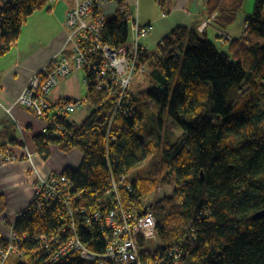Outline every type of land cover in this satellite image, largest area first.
<instances>
[{
    "label": "trees",
    "instance_id": "obj_1",
    "mask_svg": "<svg viewBox=\"0 0 264 264\" xmlns=\"http://www.w3.org/2000/svg\"><path fill=\"white\" fill-rule=\"evenodd\" d=\"M242 2L206 0L207 16L217 14L214 24L226 32ZM45 6L46 0H14L0 10V56L17 41L28 17ZM244 25L241 39L229 43L227 52H221L204 32L198 33L196 25L172 29L145 56L144 77L155 87L131 92L132 116L116 112L112 117V99L91 85L84 100L94 110L80 124L54 112L48 115L54 123L34 137L36 152L44 160L51 147L63 153L82 152L79 168L62 174L81 193L79 203L92 209L75 216L78 236L91 250L102 252L105 247L92 212L102 209L98 202L104 199L109 181L119 182L124 176L131 188H119L126 208L141 206L142 198L159 185H174L171 195L151 206L157 253L177 247L178 264H264V217L255 218L264 209V0H255ZM128 35L129 20L117 10L106 20L102 42L118 48L126 45ZM245 82L248 90L236 97ZM145 101L153 103L151 110ZM141 104L144 111L159 115L156 140L140 139ZM163 114L173 126L165 124ZM6 153L1 145L0 155ZM150 158L153 170L129 176ZM5 211L6 200L0 194V220ZM66 223L61 206H51L42 215L28 206L12 226L25 258L10 264H89L73 252L48 263L46 252L38 248ZM7 245L0 232V250ZM140 246L144 248L142 242Z\"/></svg>",
    "mask_w": 264,
    "mask_h": 264
},
{
    "label": "built area",
    "instance_id": "obj_2",
    "mask_svg": "<svg viewBox=\"0 0 264 264\" xmlns=\"http://www.w3.org/2000/svg\"><path fill=\"white\" fill-rule=\"evenodd\" d=\"M58 1L46 0V5H53ZM103 4L104 0H74L65 20L67 49L59 57L51 59L47 67L34 74L17 98V105L46 119L44 133L54 123V119L48 116L51 111L59 118H69L85 103L82 99L56 102L47 99L60 78L80 71L83 72L85 87L91 85L95 92L104 93L112 99V117L116 112H123L125 116L133 115L130 89L134 78L147 71L144 59L149 50L142 40L147 36L150 27H140L120 0H116L118 10L125 13L126 19L132 21L135 37L131 47L112 48L102 42L107 20L106 14L102 12ZM216 16L214 14L199 25L197 32L202 34L208 26L214 24ZM242 29H246V26L243 25ZM218 31L217 34L224 43L234 40L226 36L225 31ZM14 160L9 153L0 155V165ZM109 182L104 199L98 202L103 210L92 212V218L99 225L105 242L104 250L95 252L78 236L76 214L85 216L92 209L79 203L82 196L72 181L62 173H51L47 178L37 179L29 207L42 215L51 206H61L67 221L55 235L38 244V248L46 252L48 263H55L73 252L89 264H178L180 255L177 247L163 253L156 252L157 223L148 206L143 201L141 206L126 208L123 205L119 188L125 185L131 190L126 184V178L122 176L119 182L114 179ZM141 207L143 210H140ZM85 222L90 224L89 220ZM5 240L8 245L6 249L0 250V264H7L11 258L23 260L26 252L21 248V239L13 232L12 227ZM140 242L144 248L140 246ZM182 244L183 242L179 243Z\"/></svg>",
    "mask_w": 264,
    "mask_h": 264
},
{
    "label": "crops",
    "instance_id": "obj_3",
    "mask_svg": "<svg viewBox=\"0 0 264 264\" xmlns=\"http://www.w3.org/2000/svg\"><path fill=\"white\" fill-rule=\"evenodd\" d=\"M205 1L120 0L140 27H150L147 36L142 40L150 49L148 53L154 51L159 41L175 27L199 26L210 19L214 14L208 18ZM246 1L243 7L245 19L252 14L255 4V0ZM73 5L74 0H59L32 13L22 26L17 41L6 54L0 56V146H6L8 152L15 156L13 162L0 165V194L6 200V211L0 220V232L4 238L9 235L19 215L28 208L38 178H47L51 173H62L68 168L77 170L81 164L83 155L78 149L63 153L51 147L47 160L38 155L34 137L44 133L47 121L29 109L20 107L16 102L30 78L67 49L65 20ZM117 10L116 0H104L102 12L108 19ZM245 19L240 27H231L226 33L240 36ZM209 29L217 35V25L211 24L203 34L208 36ZM134 37L132 23L125 46L131 47ZM212 42L217 46L216 42ZM82 84L83 78L78 73L60 78L47 99L51 102L81 99ZM83 98L85 99V95ZM145 105L149 110L153 107L151 101H145ZM88 106L86 111H76V114L69 117V121L74 124L81 123L93 111ZM52 113L51 111L49 114Z\"/></svg>",
    "mask_w": 264,
    "mask_h": 264
},
{
    "label": "rangeland",
    "instance_id": "obj_4",
    "mask_svg": "<svg viewBox=\"0 0 264 264\" xmlns=\"http://www.w3.org/2000/svg\"><path fill=\"white\" fill-rule=\"evenodd\" d=\"M246 3H247V1L243 0L241 11L237 14L235 23L232 25V27L235 26V28H236L237 26L238 27L241 26V24H242V22H243V20L245 19V16H246L244 14V12H243V7L246 5ZM243 25H242V27H243ZM131 26H132V21L130 20L129 21V28H131ZM245 30L246 29H242L241 28V30H240L241 31V33H240L241 35L240 36L229 34V33H227L226 36L227 35L230 36L232 38V40H233V38L234 39H241V36H242V34H243V32ZM226 32H227V30H226ZM208 38L210 40L216 42L217 47H218L219 50H223V51L227 52L229 43L228 44L224 43V41L219 37L220 42H221V44H220V42L217 40L216 36L214 35V33L212 32L211 29L208 30ZM223 45H226V46H223ZM148 50H150V49H148ZM77 73L79 74V76L81 78H83V72L80 71V72H77ZM144 75H137L134 78L132 86H131V89H130L133 94H139V93L151 90L152 88L155 87V85L150 83L149 80H147L144 77ZM247 90H248V85L245 82L239 87V89H238V91L236 93V97L239 98ZM84 95L86 97V87L84 86V84H82V98L84 97ZM83 105H82L83 107L80 106L76 111H78V110L84 111L86 108L87 109L89 108L87 103H86L87 106L85 104H83ZM140 108H141V110L144 113V119L142 120V130H141V133L139 135L140 139L143 140V141L150 140V139L156 140L158 138V119H159V115L156 114V113H152V112L148 111L147 109H145V111H144L143 108H142V104H141ZM147 112H150V113L146 114ZM76 113H74V114H76ZM162 118H165L166 120L169 119L167 114H163ZM172 123L173 122L170 121V120H167L165 122V124H167L170 127L173 126ZM153 162H154V160L152 158L145 160L144 162H142L138 166H136L134 169H132L130 171V173H129V176H134L136 173H139L140 171H141V174L146 175L145 173H148V171L150 172L151 170H153ZM161 176H162V173H161ZM161 176L159 177V180L161 179ZM173 190H174V185L173 184L166 185V186L159 185L156 188V190H154L153 192H151L150 194H148V195H146L145 197L142 198L143 204L144 205H148V209L151 210L152 213H154V208L151 209V206L154 207L156 202H158L159 200H162L166 196L171 195ZM12 260H13V258H11L10 261L7 264H10Z\"/></svg>",
    "mask_w": 264,
    "mask_h": 264
},
{
    "label": "water",
    "instance_id": "obj_5",
    "mask_svg": "<svg viewBox=\"0 0 264 264\" xmlns=\"http://www.w3.org/2000/svg\"><path fill=\"white\" fill-rule=\"evenodd\" d=\"M14 0H0V10L12 4ZM264 217V209L255 214V218Z\"/></svg>",
    "mask_w": 264,
    "mask_h": 264
},
{
    "label": "bare ground",
    "instance_id": "obj_6",
    "mask_svg": "<svg viewBox=\"0 0 264 264\" xmlns=\"http://www.w3.org/2000/svg\"><path fill=\"white\" fill-rule=\"evenodd\" d=\"M207 8V7H206ZM208 10V9H207ZM131 14V13H130ZM209 18V17H208ZM236 18V17H235ZM216 19V18H215ZM64 21V20H63ZM235 22V21H234ZM244 24V23H243ZM64 27V26H63ZM67 40V39H66ZM37 71V70H36ZM34 74V73H33ZM31 76V75H30ZM26 85V84H25ZM23 91V90H22ZM88 93V92H87ZM97 94V93H96ZM103 94V93H102ZM88 95V94H87ZM93 95V94H92ZM99 96H101L100 94H99ZM92 98L93 97H98V96H96L95 94L93 95V96H91ZM84 99V98H83ZM77 100V99H76ZM87 102H89V101H87ZM91 102V101H90ZM85 105H86V102H85ZM87 105H91V104H87ZM86 105V106H87ZM89 107V106H88ZM90 108H91V106H90ZM92 110H94V109H92ZM8 112V111H7ZM118 113V112H117ZM65 118V117H64ZM65 120H66V118H65ZM64 122V121H63ZM76 124V123H75ZM80 124V123H79ZM28 151V150H27ZM26 151V152H27ZM31 155V154H30ZM12 156H14L13 154H12ZM15 157V156H14Z\"/></svg>",
    "mask_w": 264,
    "mask_h": 264
}]
</instances>
